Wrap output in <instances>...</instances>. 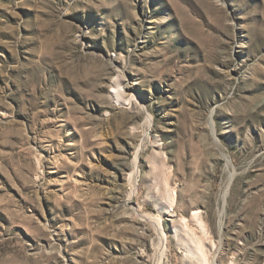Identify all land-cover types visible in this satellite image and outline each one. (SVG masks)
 I'll return each instance as SVG.
<instances>
[{
	"label": "rangeland",
	"instance_id": "rangeland-1",
	"mask_svg": "<svg viewBox=\"0 0 264 264\" xmlns=\"http://www.w3.org/2000/svg\"><path fill=\"white\" fill-rule=\"evenodd\" d=\"M197 240L264 264V0H0V264Z\"/></svg>",
	"mask_w": 264,
	"mask_h": 264
},
{
	"label": "bare ground",
	"instance_id": "bare-ground-1",
	"mask_svg": "<svg viewBox=\"0 0 264 264\" xmlns=\"http://www.w3.org/2000/svg\"><path fill=\"white\" fill-rule=\"evenodd\" d=\"M113 91H112V96L114 97V99H115V101H117V103H120V104H126V103H129V102H131L132 101V98L131 97H129L128 98V96H127V94H126V91H125V86H123V83H122V79L120 78V79H116L114 82H113ZM134 100V99H133ZM158 154V153H157ZM153 166V165H152ZM156 166V165H155ZM157 168V167H156ZM161 178V177H160ZM167 185V184H166ZM165 185V193H166V195L169 197L170 195H169V187L168 186H166ZM165 195V196H166ZM166 196V197H167ZM172 196V195H171ZM197 214L198 213H196V214H193V215H195L194 217L195 218H197ZM194 219V218H193ZM198 219V218H197ZM199 222V221H198ZM183 224L185 225V223L183 222ZM176 225H178L177 223H176ZM176 227V226H175ZM178 233H180V232H183L184 233V235H182L181 233H180V235L182 236V243L183 244H187V243H190V242H188L189 240L188 239H191V235H189L186 231H185V229H184V227H183V225H182V223H181V225H178ZM180 228V229H179ZM177 230V229H176ZM176 233V232H175ZM177 233V234H178ZM192 235H194V234H192ZM192 238H194L193 236H192ZM196 238V237H195ZM199 238V237H198ZM193 240V239H192ZM192 240H190L191 242H192ZM194 241V240H193ZM193 245V244H192ZM205 244H203L202 243V241L201 240H197V243L194 245V248L193 249H191L189 246H186V247H188V249H189V252L191 253V255H193V257H189L190 258V260L187 262L188 264H207V258H208V256H207V253H206V247L204 246ZM195 249V250H194ZM194 255H195V257H194Z\"/></svg>",
	"mask_w": 264,
	"mask_h": 264
}]
</instances>
